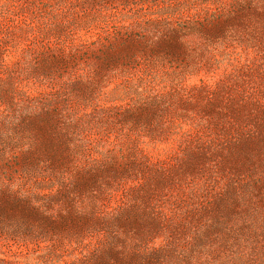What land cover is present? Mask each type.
Listing matches in <instances>:
<instances>
[{
  "label": "rangeland",
  "instance_id": "374dc122",
  "mask_svg": "<svg viewBox=\"0 0 264 264\" xmlns=\"http://www.w3.org/2000/svg\"><path fill=\"white\" fill-rule=\"evenodd\" d=\"M0 264H264V0H0Z\"/></svg>",
  "mask_w": 264,
  "mask_h": 264
}]
</instances>
